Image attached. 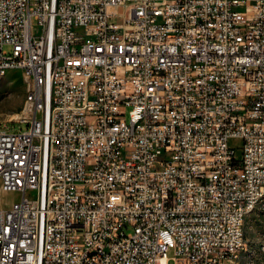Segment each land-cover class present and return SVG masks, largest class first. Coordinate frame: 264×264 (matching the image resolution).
<instances>
[{
    "label": "built area",
    "instance_id": "obj_1",
    "mask_svg": "<svg viewBox=\"0 0 264 264\" xmlns=\"http://www.w3.org/2000/svg\"><path fill=\"white\" fill-rule=\"evenodd\" d=\"M16 69L0 264L236 262L264 197V0H0Z\"/></svg>",
    "mask_w": 264,
    "mask_h": 264
},
{
    "label": "rangeland",
    "instance_id": "obj_2",
    "mask_svg": "<svg viewBox=\"0 0 264 264\" xmlns=\"http://www.w3.org/2000/svg\"><path fill=\"white\" fill-rule=\"evenodd\" d=\"M29 87V78L23 70H11L0 76V125L17 123L27 115ZM21 198L18 193L0 190V207L7 209ZM244 230L245 247L232 264H264V202L247 216ZM172 256L170 252L169 257Z\"/></svg>",
    "mask_w": 264,
    "mask_h": 264
},
{
    "label": "bare ground",
    "instance_id": "obj_3",
    "mask_svg": "<svg viewBox=\"0 0 264 264\" xmlns=\"http://www.w3.org/2000/svg\"><path fill=\"white\" fill-rule=\"evenodd\" d=\"M5 74L6 73H0V76H3ZM27 104L29 106L31 105V89H30V87H29L28 96H27ZM263 202H264V197H259V199H254L253 200V206L248 207L247 216L252 211H254L259 205H261ZM247 216H246V218H247ZM246 218H245V221H246ZM245 221H244V227H245ZM242 246L243 247H237L235 249V257H237L238 253H240V251H242L245 247V232H244V237H242Z\"/></svg>",
    "mask_w": 264,
    "mask_h": 264
}]
</instances>
